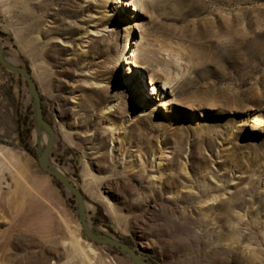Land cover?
Returning <instances> with one entry per match:
<instances>
[{
	"label": "rangeland",
	"instance_id": "rangeland-1",
	"mask_svg": "<svg viewBox=\"0 0 264 264\" xmlns=\"http://www.w3.org/2000/svg\"><path fill=\"white\" fill-rule=\"evenodd\" d=\"M134 1L0 0V52L38 85L49 159L94 234L149 264H264V0ZM49 140L0 64V234L16 229L0 264H135L88 238L38 161Z\"/></svg>",
	"mask_w": 264,
	"mask_h": 264
},
{
	"label": "water",
	"instance_id": "water-1",
	"mask_svg": "<svg viewBox=\"0 0 264 264\" xmlns=\"http://www.w3.org/2000/svg\"><path fill=\"white\" fill-rule=\"evenodd\" d=\"M0 64L10 71L11 73H14L18 76L23 77L26 80V83L28 85L29 90L31 91L37 108V120L40 124V126L44 127L49 133H50V140L48 147L44 150L43 154L38 158V161L42 167V169L49 174L51 177L56 178L68 191H70L73 196L77 199L79 210L81 212V222L83 229L88 236V238L93 242L100 245L110 246L114 249L119 250L123 254H128L135 264H149L146 261H144L139 253L131 248L128 244L124 242H120L119 240L113 239V238H102L100 236H97L94 234V232L91 229L89 220H88V214L86 210V197L84 192L79 189V187L72 182L71 180L67 179L66 177L56 173L53 171L48 164L49 158L51 155L52 150L55 147V139H56V132L54 131L53 127L46 121L45 115H44V108H43V99L40 94L38 85L34 81L32 77V72L30 69L16 66L10 62H8L4 56L3 51L0 52Z\"/></svg>",
	"mask_w": 264,
	"mask_h": 264
},
{
	"label": "bare ground",
	"instance_id": "bare-ground-1",
	"mask_svg": "<svg viewBox=\"0 0 264 264\" xmlns=\"http://www.w3.org/2000/svg\"><path fill=\"white\" fill-rule=\"evenodd\" d=\"M140 1V0H139ZM133 7H135V9H137V11H139V8L142 9L144 8L143 5L140 3H138V0H135L132 5ZM139 7V8H138ZM132 56V55H131ZM133 57L136 58V56L133 54ZM129 60V59H128ZM129 64H132L134 65L135 67H139L137 63V61H128ZM140 64V63H139ZM150 86V90H149V93L151 96H155L158 94V90H157V86L156 84L152 81L151 84L149 85ZM159 95V94H158ZM1 154V153H0ZM4 157V156H3ZM48 164L50 165L51 169L53 171H55L56 173L66 177L67 179L71 180V178L68 176L66 170H64L63 168H61L59 165H57L56 163L52 162L49 160ZM22 169V168H21ZM24 171V170H23ZM20 177V180L21 182L25 183V179L24 177L22 176V174L19 175ZM24 191H28L27 187L25 186L24 188ZM10 199H14V200H21V198H25L26 197V194H23V193H20V190L18 188H15V190H13L11 193H10ZM25 195V196H24ZM3 197L4 195L1 193L0 191V202L3 201ZM12 201H8V203H11ZM16 214V213H15ZM14 215V214H13ZM14 218V216H13ZM16 221V220H15ZM15 232H16V229H15V226H13L12 228H10L8 231L6 229H4V234H0V251H3L5 253V250H6V247L8 246L9 244V241L12 240L13 236H15ZM3 238V240H2ZM77 246L80 248V250L83 252V248L81 246L80 243L77 242Z\"/></svg>",
	"mask_w": 264,
	"mask_h": 264
},
{
	"label": "trees",
	"instance_id": "trees-1",
	"mask_svg": "<svg viewBox=\"0 0 264 264\" xmlns=\"http://www.w3.org/2000/svg\"><path fill=\"white\" fill-rule=\"evenodd\" d=\"M31 135H32V129H28V130H26V135L24 136V135H22V137L24 136V138L26 139V138H29V137H31ZM75 198V197H74ZM112 232V231H111ZM113 233V232H112Z\"/></svg>",
	"mask_w": 264,
	"mask_h": 264
}]
</instances>
